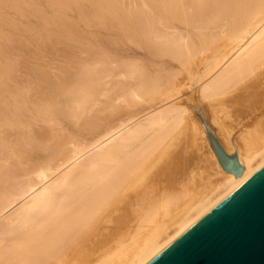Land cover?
Returning <instances> with one entry per match:
<instances>
[{
  "label": "bare ground",
  "instance_id": "6f19581e",
  "mask_svg": "<svg viewBox=\"0 0 264 264\" xmlns=\"http://www.w3.org/2000/svg\"><path fill=\"white\" fill-rule=\"evenodd\" d=\"M0 8V264H145L264 164V0ZM90 28L169 61L157 77L152 62L110 58ZM60 44L100 47V57L72 64L65 81L45 78L33 95L9 75L6 48ZM185 80L196 87L182 99ZM103 104L109 114L76 134ZM215 148L236 157L239 177Z\"/></svg>",
  "mask_w": 264,
  "mask_h": 264
},
{
  "label": "water",
  "instance_id": "95a60500",
  "mask_svg": "<svg viewBox=\"0 0 264 264\" xmlns=\"http://www.w3.org/2000/svg\"><path fill=\"white\" fill-rule=\"evenodd\" d=\"M215 151L239 177L236 157ZM145 264H264V164Z\"/></svg>",
  "mask_w": 264,
  "mask_h": 264
},
{
  "label": "rangeland",
  "instance_id": "374dc122",
  "mask_svg": "<svg viewBox=\"0 0 264 264\" xmlns=\"http://www.w3.org/2000/svg\"><path fill=\"white\" fill-rule=\"evenodd\" d=\"M0 12H2L1 8ZM7 14L15 19L17 18L10 12H7ZM69 16L71 18H74L71 14H69ZM16 20L18 21V19ZM87 32V34H93L92 36L94 37L95 42H98L99 44L101 42L105 43L102 44V46L106 45L105 51L108 52L110 58H114L115 56L116 60L118 61L121 59H126V61L131 59H139L141 60V63L144 65V67H146L147 63L152 62L154 68L153 70L158 72L159 65L167 60L166 56L156 57L155 59L154 57L152 58L149 55L147 56L145 51L137 48L136 46L131 44L128 39H126L125 37H121V35H118V37L115 39L117 35L114 31L111 32L106 29L98 30L95 28H90ZM111 39L112 42L116 40V43L108 44L107 42ZM99 44H97V46ZM16 47L18 46L6 48V65H8L9 67V75L14 80L19 81L18 84L22 82V87H24L26 89V92L30 95H33L35 93L38 94L41 92L40 83L44 84L43 81H45V78L47 80L65 77L64 79H62V81H65L66 76L69 77V75L72 76L75 73L77 69L74 71V68H77V66H79V63H83L87 60L92 61V59H97L100 57V47L93 49V51H90V53L89 50L83 46L71 47L69 49L62 44L55 47H51L49 45H40L36 48H34L33 46H27L24 48ZM207 53L208 50H206V54ZM201 56L202 53H193L191 57L188 58L189 61L188 64H186V67L177 65L175 70H173L172 75H174L177 79L186 78L187 70L194 67ZM68 63L71 65L74 64L75 67L73 65H69ZM153 70L152 72H154ZM160 75L161 73L158 72V74L154 76L158 77ZM58 80L61 81V79ZM185 81L187 82V86H184V88L181 90L182 99L191 96L196 87L192 82H188V80ZM13 83L14 82L9 85H13ZM194 102L195 101H191V103ZM145 106L146 105H144V107ZM117 109H121V106H119V104L115 105V110L113 111H116ZM110 110L111 109H109V107L104 104L102 106H93V110L87 114V121L78 119L74 124V132L76 134H81L83 131L81 132L80 130L86 129L90 117L104 118V116L109 114ZM70 125L71 124L69 123V126ZM83 133L86 134L87 132ZM2 136L6 137V133L4 132ZM4 140L6 142V138Z\"/></svg>",
  "mask_w": 264,
  "mask_h": 264
}]
</instances>
